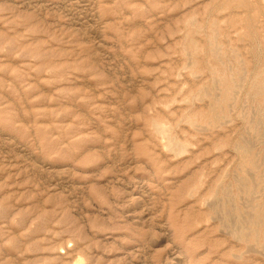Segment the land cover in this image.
I'll use <instances>...</instances> for the list:
<instances>
[{
    "label": "rangeland",
    "instance_id": "374dc122",
    "mask_svg": "<svg viewBox=\"0 0 264 264\" xmlns=\"http://www.w3.org/2000/svg\"><path fill=\"white\" fill-rule=\"evenodd\" d=\"M250 214L264 0H0V264H264Z\"/></svg>",
    "mask_w": 264,
    "mask_h": 264
},
{
    "label": "bare ground",
    "instance_id": "6f19581e",
    "mask_svg": "<svg viewBox=\"0 0 264 264\" xmlns=\"http://www.w3.org/2000/svg\"><path fill=\"white\" fill-rule=\"evenodd\" d=\"M193 20V19H192ZM68 26V25H67ZM212 53V56L211 57H213L214 59H219V58H217V56H216V54H215V52H211ZM217 62H221L220 60H217ZM222 64V63H221ZM221 64L220 63H218L217 65H215V67L214 68H216V69H218V68H220L221 67ZM215 83V82H214ZM212 88V87H211ZM233 89H235V81L234 82H232L231 84H230V92L232 91ZM235 94H236V92H235ZM215 99V98H214ZM200 101H201V99H200ZM230 105V104H229ZM228 105V106H229ZM198 110V109H197ZM207 114V116H208V118H210V119H215L214 118V116L212 115V113H206ZM157 129V131H158V128H156ZM245 146V145H244ZM166 147L168 148L167 150H169L170 149V151H174V150H176L175 148H174V146L173 145H171L170 143H167L166 144ZM177 152H179V153H181L182 152V148H180V147H178V149L176 150ZM239 154H240V157L242 158V161L244 162V160L245 161H248V162H250V164L252 165V167H255L254 166V164H253V160L251 159V158H249V160H248V158H247V154L249 155V151H248V149H241V150H239ZM241 167H243V166H241ZM246 175H248V174H246ZM239 178V177H238ZM237 178V179H238ZM245 180V179H244ZM233 181L234 182H236L237 180H236V178L234 177V179H233ZM238 183H240V182H238ZM241 184V186H242V183H240ZM251 184H253L252 183V181H251ZM254 185V184H253ZM246 186V185H245ZM252 187V186H251ZM239 188V187H238ZM240 189V188H239ZM245 190V189H244ZM249 190V189H248ZM261 190V189H260ZM241 191V190H240ZM223 193V195L226 197V198H228V194H227V192H225V191H223L222 192ZM253 193V192H252ZM241 194V193H240ZM231 200V199H230ZM218 201V203H219V200H217ZM216 201V202H217ZM215 202V201H214ZM230 202V201H229ZM213 203V202H212ZM229 204H231V202L229 203ZM249 204V203H248ZM211 205V204H210ZM214 205V204H213ZM247 205V204H246ZM220 206V205H219ZM213 207V206H212ZM232 207H233V204H232ZM229 208H231V206L229 205ZM243 208V207H242ZM233 209V208H232ZM216 210V209H215ZM255 211V210H254ZM220 212V211H219ZM239 212V211H238ZM232 213H233V211H232ZM231 213V214H232ZM227 214H229V213H227ZM248 214V213H247ZM220 215V214H219ZM219 215L218 216H216V217H219ZM251 215V214H250ZM255 215V214H254ZM221 216V215H220ZM228 216V215H227ZM232 216H234V215H232ZM247 216V215H246ZM244 218V217H243ZM256 218H258L256 215L255 216H253V214L251 215V216H249L248 217V219L245 221H243L242 220V218H241V220H239V222H238V224H237V229L234 231V233H233V236H234V239H236L238 242H240V243H242V244H248V243H250V242H254V241H257V239H258V235L259 234H261V233H263L262 234V237L264 238V224H262V222L261 221H259V220H257ZM220 219V218H219ZM230 219V218H229ZM228 219V220H229ZM257 221H259V222H257ZM224 222H225V220H224ZM234 222V221H233ZM245 224L247 225V227H248V229L250 230L249 231V233H246L245 231H243V228H245L244 226H245ZM227 225V224H226ZM229 225H232V223H231V220L229 221ZM232 226H234V225H232ZM242 226H243V228H242ZM260 226H261V228H260ZM223 228L225 227V226H222ZM257 227H259V230H257ZM226 228V227H225ZM228 229H229V227H227ZM232 228V227H231ZM261 231V232H260ZM230 232V231H229ZM231 232H232V229H231ZM229 234H231V233H229ZM178 258V257H177Z\"/></svg>",
    "mask_w": 264,
    "mask_h": 264
}]
</instances>
